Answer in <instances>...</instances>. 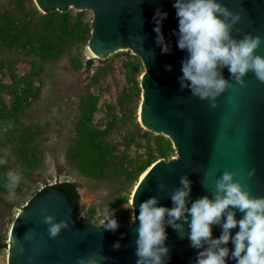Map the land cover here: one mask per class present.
Segmentation results:
<instances>
[{
    "label": "water",
    "instance_id": "obj_1",
    "mask_svg": "<svg viewBox=\"0 0 264 264\" xmlns=\"http://www.w3.org/2000/svg\"><path fill=\"white\" fill-rule=\"evenodd\" d=\"M46 13L83 11L90 18L87 50L93 59H103L118 51L132 52L140 59L141 101L138 121L143 129L167 137L174 157L153 162L136 182L130 197L132 219L115 210L119 227L106 231L88 218L75 213L70 197L62 188L52 187L36 194L14 216L7 237L6 264H135L136 229L139 206L151 197L158 206L172 207L171 195L181 187V176L191 181L189 201L214 197L215 179L224 171L234 172L235 180L252 197H264V83L249 71L243 86L232 80L227 67L222 75L229 87L217 98V107L209 101L181 89V61L186 51L177 47L178 18L175 0H33ZM241 19L232 35L240 39L247 33L261 37L256 54L264 56V0H218ZM157 9L167 12L162 32L170 51L162 53L156 43L153 16ZM236 29L240 31L237 32ZM171 65V70L165 68ZM254 174L249 176V173ZM160 185H163L161 189ZM134 205V207H133ZM190 206V203H189ZM236 211L237 219L243 213ZM53 215L66 220L69 227L50 238L43 220ZM213 237L222 228L213 225ZM238 231V227L232 233ZM169 247L167 264H195L199 250L190 247L188 226L182 232L166 226ZM119 241L121 247L114 249ZM229 248H232L229 242ZM228 264L235 261L228 260Z\"/></svg>",
    "mask_w": 264,
    "mask_h": 264
},
{
    "label": "rangeland",
    "instance_id": "obj_2",
    "mask_svg": "<svg viewBox=\"0 0 264 264\" xmlns=\"http://www.w3.org/2000/svg\"><path fill=\"white\" fill-rule=\"evenodd\" d=\"M35 11L43 14L33 0H0V29L8 22L36 20ZM90 21L83 15L84 23ZM29 28L33 29L32 25ZM87 42L68 35L55 54H46L35 40L26 45L0 41V113L3 124L13 123L7 132L0 131V155L7 150V163L0 165V235H6L5 242L15 214L44 187L62 182L76 185L81 218L99 225L109 208L131 220L130 197L138 179L127 194L126 176L111 173H116L121 164L128 167L129 160L152 158L155 162L175 156L171 146L167 156L160 158L158 147L170 140L139 124L140 59L127 51L93 59ZM89 59L92 63L88 66ZM89 95L96 101L92 125L100 130L109 127L104 140L113 150L102 178L87 176L74 159L79 141L77 124ZM9 170L22 173L11 197L4 186ZM124 196L127 202L121 200ZM115 203L119 209L113 206ZM6 261L7 248L0 250V264Z\"/></svg>",
    "mask_w": 264,
    "mask_h": 264
},
{
    "label": "clouds",
    "instance_id": "obj_3",
    "mask_svg": "<svg viewBox=\"0 0 264 264\" xmlns=\"http://www.w3.org/2000/svg\"><path fill=\"white\" fill-rule=\"evenodd\" d=\"M173 7L178 18L177 47L186 51L187 57L181 61L182 75L178 77L180 88L189 89L191 94L207 100L212 108L217 107V98L229 87V80L222 75L227 67L232 80L244 84L245 75L251 71L264 83V56L256 54L261 45V37L247 33L243 38L233 37L235 25L240 21V13L230 11L218 0H175ZM167 12L157 9L153 16L156 43L162 53L170 51L162 32V21ZM239 32V29H236ZM171 70V65H166ZM13 127L11 121L0 126L7 132ZM7 163V150L0 155V165ZM253 170L249 176L254 174ZM5 188L9 196L22 180L18 170L6 172ZM235 173L224 171L215 179V194L189 201L191 181L181 176V187L171 195L172 207L158 206V199L151 197L139 206L138 237L135 241V264H167L170 249L166 246V226L182 232L187 223L190 247L199 250L195 264H264V197H252L238 180ZM161 189L163 185H160ZM190 203V206H189ZM134 207V205H133ZM243 213L237 219L236 211ZM115 210L106 209L99 225L106 231H116L119 227ZM50 238H55L62 229L69 227L66 220L56 221L53 215L44 217ZM213 225H219L222 232L213 237ZM238 227L235 234L233 229ZM231 242L232 248H229ZM121 247L119 241L114 249ZM90 264H98L91 260Z\"/></svg>",
    "mask_w": 264,
    "mask_h": 264
},
{
    "label": "trees",
    "instance_id": "obj_4",
    "mask_svg": "<svg viewBox=\"0 0 264 264\" xmlns=\"http://www.w3.org/2000/svg\"><path fill=\"white\" fill-rule=\"evenodd\" d=\"M32 1V0H29ZM36 20L33 18L28 22H8L0 29V41L4 43L21 42L22 45L32 44L36 41L40 44L46 54H55L58 48L62 46L64 37L73 35L78 42H87L90 37V23L83 22V11H78L75 16L70 15L66 11H49L38 14L35 11ZM16 24V25H15ZM33 27L30 30L29 26ZM137 59V58H136ZM87 65H91L92 59L87 60ZM134 88L139 93L137 83ZM96 110L95 98L89 95L83 104V113L77 124V132L79 136L78 144L74 150V159L78 167L91 178H102L107 173L109 163L113 158V150L107 145L104 140L109 127L100 130L92 125V116ZM3 125L0 113V126ZM140 131V129H139ZM147 134V132H143ZM160 141V139H158ZM164 146L158 147V156L165 158L171 150V142L165 141ZM153 163V159L148 158L144 161L139 159L129 160L127 166L123 168L121 164L116 173L126 176L125 191L130 192L132 182L139 179V176ZM110 173V172H109ZM62 188L70 197L72 207L76 214H80L79 194L74 183L62 182L53 186L44 187L39 193L48 190L49 188ZM37 193V195L39 194ZM123 202H127L128 197L121 198ZM119 209L116 203L113 205ZM128 221L129 217L122 214ZM91 216V215H88ZM6 235H0V250L7 248Z\"/></svg>",
    "mask_w": 264,
    "mask_h": 264
},
{
    "label": "bare ground",
    "instance_id": "obj_5",
    "mask_svg": "<svg viewBox=\"0 0 264 264\" xmlns=\"http://www.w3.org/2000/svg\"><path fill=\"white\" fill-rule=\"evenodd\" d=\"M90 55L93 57V55L90 53ZM146 171H144L141 176H139V179L143 177V175L145 174Z\"/></svg>",
    "mask_w": 264,
    "mask_h": 264
}]
</instances>
